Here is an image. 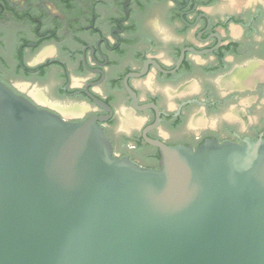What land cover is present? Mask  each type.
I'll use <instances>...</instances> for the list:
<instances>
[{"label":"flooded vegetation","instance_id":"flooded-vegetation-1","mask_svg":"<svg viewBox=\"0 0 264 264\" xmlns=\"http://www.w3.org/2000/svg\"><path fill=\"white\" fill-rule=\"evenodd\" d=\"M0 82L147 168L264 138V0H0Z\"/></svg>","mask_w":264,"mask_h":264},{"label":"water","instance_id":"water-1","mask_svg":"<svg viewBox=\"0 0 264 264\" xmlns=\"http://www.w3.org/2000/svg\"><path fill=\"white\" fill-rule=\"evenodd\" d=\"M146 140L158 168L0 82V264H264V138Z\"/></svg>","mask_w":264,"mask_h":264}]
</instances>
